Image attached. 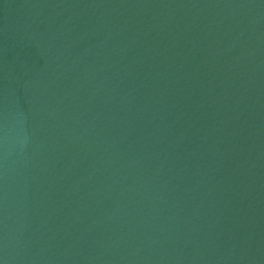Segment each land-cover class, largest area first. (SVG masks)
Instances as JSON below:
<instances>
[{
  "label": "water",
  "instance_id": "1",
  "mask_svg": "<svg viewBox=\"0 0 264 264\" xmlns=\"http://www.w3.org/2000/svg\"><path fill=\"white\" fill-rule=\"evenodd\" d=\"M0 264H264V0H0Z\"/></svg>",
  "mask_w": 264,
  "mask_h": 264
}]
</instances>
